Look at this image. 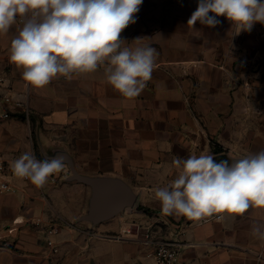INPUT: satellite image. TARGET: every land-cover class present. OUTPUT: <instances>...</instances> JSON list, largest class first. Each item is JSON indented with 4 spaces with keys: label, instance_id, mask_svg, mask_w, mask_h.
<instances>
[{
    "label": "crops",
    "instance_id": "crops-1",
    "mask_svg": "<svg viewBox=\"0 0 264 264\" xmlns=\"http://www.w3.org/2000/svg\"><path fill=\"white\" fill-rule=\"evenodd\" d=\"M197 6L198 0H143L136 23L121 36L159 55L151 80L132 100L107 83L103 67L33 87L9 58L21 22L0 34V74L29 107V119L16 109L0 120V157L14 187L0 192V264H158L153 246L140 241L141 227L179 242L178 264H264V239L253 234L264 226V207L192 220L162 215L154 195L177 175L174 157L224 154L232 163L264 150V25L236 35L219 16L214 28L199 21L192 28L187 21ZM57 151L83 175L124 180L142 208L92 225L80 221L92 190L69 181L71 170L37 187L10 167L25 152L44 160ZM129 226L133 234L110 237Z\"/></svg>",
    "mask_w": 264,
    "mask_h": 264
},
{
    "label": "clouds",
    "instance_id": "clouds-1",
    "mask_svg": "<svg viewBox=\"0 0 264 264\" xmlns=\"http://www.w3.org/2000/svg\"><path fill=\"white\" fill-rule=\"evenodd\" d=\"M143 0H0V34L21 22L10 45V60L23 69L22 79L43 88L53 78L93 73L103 67L107 83L125 99L140 95L151 80L159 53L149 45L130 46L121 33L137 21ZM210 13L214 15H210ZM226 17L240 32L264 25V0H198L187 21L194 28H214ZM141 38H136V43ZM177 175L154 190L161 214L192 220L214 213L243 215L251 206L264 207V150L249 153L232 163L210 153L174 157ZM59 157L39 160L25 152L10 167L19 178L43 187L64 169ZM222 219V217H221ZM262 227L253 234L264 239Z\"/></svg>",
    "mask_w": 264,
    "mask_h": 264
},
{
    "label": "water",
    "instance_id": "water-1",
    "mask_svg": "<svg viewBox=\"0 0 264 264\" xmlns=\"http://www.w3.org/2000/svg\"><path fill=\"white\" fill-rule=\"evenodd\" d=\"M56 156L61 157L70 167L71 174L67 178L69 181H78L92 190L89 208L80 217V221L99 225L136 206L137 195L124 180L117 177L83 175L76 169L73 158L62 151L48 155L47 159ZM214 159L225 160L226 155H217Z\"/></svg>",
    "mask_w": 264,
    "mask_h": 264
},
{
    "label": "built area",
    "instance_id": "built-area-1",
    "mask_svg": "<svg viewBox=\"0 0 264 264\" xmlns=\"http://www.w3.org/2000/svg\"><path fill=\"white\" fill-rule=\"evenodd\" d=\"M22 111L26 119H29V107L26 102L16 99L7 88V78L0 74V120L9 118L14 110ZM56 174L51 176L52 181H56ZM14 191L10 179V170L7 164L0 157V192ZM140 241L147 246H153L152 255L158 264H178L180 258L179 242L162 238L158 232L151 228H138L136 230ZM56 232V229H54ZM134 231L132 228H125L121 233L111 235L113 239H124L125 235H131ZM7 245V242L5 243Z\"/></svg>",
    "mask_w": 264,
    "mask_h": 264
},
{
    "label": "rangeland",
    "instance_id": "rangeland-1",
    "mask_svg": "<svg viewBox=\"0 0 264 264\" xmlns=\"http://www.w3.org/2000/svg\"><path fill=\"white\" fill-rule=\"evenodd\" d=\"M37 157L39 158V159H41V157H39L38 155H37ZM66 170V171H65ZM70 172V168H69V166H64V169L61 171V172H59V173H57V175H55L56 177H59L60 175H62V174H66V173H69ZM57 180V179H56ZM135 207H138L139 209H141L142 208V205H136ZM151 210L150 209H147V211L146 212H150ZM153 212V211H152ZM154 212H157V211H155L154 210ZM129 228H132L133 229V227H131V226H129ZM138 228V227H137ZM141 228H146V227H141ZM45 242L47 243V245L49 246V247H51V248H53L52 250H53V252L55 253V252H57V247H56V245L55 244H53V243H51V240L49 239V237H47V235H45Z\"/></svg>",
    "mask_w": 264,
    "mask_h": 264
}]
</instances>
